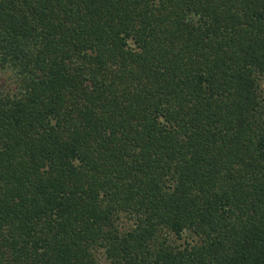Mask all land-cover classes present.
Masks as SVG:
<instances>
[{
	"label": "trees",
	"instance_id": "1",
	"mask_svg": "<svg viewBox=\"0 0 264 264\" xmlns=\"http://www.w3.org/2000/svg\"><path fill=\"white\" fill-rule=\"evenodd\" d=\"M0 264H264V0H0Z\"/></svg>",
	"mask_w": 264,
	"mask_h": 264
}]
</instances>
